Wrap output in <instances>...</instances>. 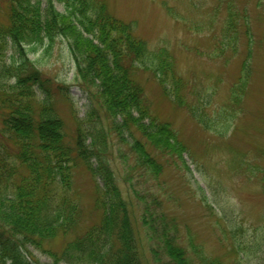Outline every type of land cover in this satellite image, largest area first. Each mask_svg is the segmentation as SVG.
<instances>
[{"label":"trees","instance_id":"obj_1","mask_svg":"<svg viewBox=\"0 0 264 264\" xmlns=\"http://www.w3.org/2000/svg\"><path fill=\"white\" fill-rule=\"evenodd\" d=\"M56 1L64 5V12ZM259 5L264 10V1ZM238 18L230 9L224 28L230 49L237 46L233 39L239 38ZM60 37L69 41L77 81L93 103L87 118L75 116L72 135L54 96L40 99L37 87L51 85V79L24 50L51 47ZM10 44L23 57L0 74L5 136L0 140V264H33L26 254L28 246L49 255L50 264H146L132 205L108 157L109 137L118 133L125 139L126 131L138 132L128 142L130 151L135 166L152 177L164 172L163 159L172 158L177 165L179 159L189 168L184 157L187 145L171 123L152 112L146 90L137 80L140 72L152 73L165 95L173 96L176 105L197 119L201 113L187 100L189 84L177 71L174 55L166 48L151 49L136 35L134 23L114 15L105 0H0V57ZM252 72L244 60L239 80L231 88L230 105L242 104ZM4 75L14 77V84L2 79ZM202 123L205 128L208 122ZM10 142L14 148L8 146ZM259 153L264 160V149ZM80 165L97 183L89 219L73 189ZM254 174L261 176L264 187V167L258 165ZM153 199L158 205L159 198ZM146 204L143 227L159 241L152 249L155 264H223L220 257L207 255L193 237L185 239L191 247L185 246L176 219ZM87 219L93 221L80 233ZM58 236L65 238L61 252L50 247Z\"/></svg>","mask_w":264,"mask_h":264},{"label":"rangeland","instance_id":"obj_2","mask_svg":"<svg viewBox=\"0 0 264 264\" xmlns=\"http://www.w3.org/2000/svg\"><path fill=\"white\" fill-rule=\"evenodd\" d=\"M105 1L114 15L134 23L136 35L151 49L166 48L174 55L177 71L189 84L187 100L201 113L195 119L187 108L173 102V96L165 95L152 73L140 72L137 80L146 90L152 112L160 121L171 123L187 145L184 157L189 168L179 159L178 165L172 158L168 162L163 159L164 172L152 177L135 166L130 151L128 142H133L132 136H139L138 132L126 131L125 139L118 133L109 137L108 157L132 205L146 264H155L152 249L157 246L155 241L159 242L143 227L146 202L176 219L185 246L191 247L185 239L193 237L207 255L220 257L223 264H264V187L261 176L254 174L258 165L264 167L259 153L264 149V10L260 0ZM56 5L65 11L63 4L56 1ZM230 9L239 15V38L233 39L237 43L233 49L228 47L230 37L224 32ZM24 50L43 76L51 79V85L37 87L40 99L54 96L58 113L72 135L75 116L87 118L93 103L77 81L69 41L60 37L51 47L33 50L25 46ZM22 57L10 44L0 57V74L5 66L19 64ZM244 60L253 71L248 90L241 105H230L231 88L239 80ZM2 79L8 84L15 82L10 76ZM203 120L208 122L205 128ZM2 128L0 120V140L5 139ZM8 146L14 148L12 143ZM96 185L91 172L80 165L73 189L88 219L92 218L89 212L93 213ZM154 196L159 198L158 205ZM92 221H86L80 233ZM64 245L65 238L58 236L50 247L61 252ZM26 254L33 264L52 262L49 255L33 246L27 247Z\"/></svg>","mask_w":264,"mask_h":264}]
</instances>
